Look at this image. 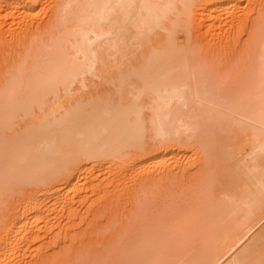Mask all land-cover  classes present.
<instances>
[{
    "label": "bare ground",
    "instance_id": "bare-ground-1",
    "mask_svg": "<svg viewBox=\"0 0 264 264\" xmlns=\"http://www.w3.org/2000/svg\"><path fill=\"white\" fill-rule=\"evenodd\" d=\"M1 1L0 19L12 21H1L4 31L25 25L32 37L0 71V202L11 199L0 211V264H30L37 246L81 240L99 220L114 228V213H104L127 198L129 220L111 231L114 253L102 264H264V11L254 53L226 83L196 56L195 41L210 33L204 42L217 50L236 25L233 38L222 36L234 40L246 17L236 0ZM44 1L52 16L34 24L28 14ZM189 150L200 154L196 170L184 163ZM119 178L134 187L118 184L121 204ZM148 186L172 210L183 194L205 197L204 205L193 210L191 196L173 221H150L154 200L139 197ZM91 197L92 206L106 199L103 213L89 209Z\"/></svg>",
    "mask_w": 264,
    "mask_h": 264
},
{
    "label": "rangeland",
    "instance_id": "rangeland-1",
    "mask_svg": "<svg viewBox=\"0 0 264 264\" xmlns=\"http://www.w3.org/2000/svg\"><path fill=\"white\" fill-rule=\"evenodd\" d=\"M1 1V0H0ZM43 1V0H42ZM246 0H236V2H240L241 4H239V5H243V6H241V7H243V8H245V9H242V10H240L241 9V7L238 9V7L237 8H235L236 9V11H235V13L237 12V9H238V12H240V13H242L243 11H244V14H243V17H245V18H243V20L245 19V21H240L241 23L239 24L238 23V25L240 26V28H238V31H236V32H238V33H236V35L234 36V40L232 39V41L231 42H229V40H231V38H233V35H234V33H233V30L235 31V27H236V25L233 27L234 29H232L231 30V34H226V32L223 34V35H221L220 36V38H221V46H220V48H221V50H220V48H217V50L214 48L213 49V47L211 46V45H214V43H212V42H214V41H211L210 40V42L208 41V40H205V41H207V43L206 42H204V39L206 38H211V34L209 33V35H208V37L205 35V37L204 36H202V37H200L199 38V36H196V35H199L200 34V32H199V29H194V31H196V32H198V33H196V32H194L195 33V36L197 37V41H195V48L197 49H195L194 50V53H196V56L197 57H199V55H200V57H199V59H203L204 60V63H207L206 65H207V67L209 66L210 68H212V69H215V70H217V73L219 72V74H217L218 75V78L220 77L221 78V76H222V80H223V82H225L226 81V83L227 82H230V80L231 81H233L234 79H236V73H234L233 74V72L234 71H236L235 69H236V67H239V68H241V64H243V63H245L244 61H247L250 57H251V55L254 53V50L252 51L251 49H250V46H252V47H254L255 46V44H254V42L255 41H252V39H256L257 38V36H255V37H253L254 35H253V33L255 32V31H253L254 29H255V25L257 24V20H259V18H260V15L262 16V14H261V12H263L264 11V0H250L249 1V3L247 4V1L245 2ZM261 1V2H260ZM47 2V3H46ZM44 1V2H37L35 5L37 6L36 8H38V9H34V11H33V13L30 11V13L28 14V16L29 17H27V18H29V20L31 19V21L33 22V19L32 18H34V24H36L37 22L36 21H38V22H40V21H42L43 22V20L44 21H47V20H49L50 18H51V16H52V10H51V5L50 4H48V1ZM245 2V4H243ZM0 3H2V1L0 2ZM262 3V4H261ZM38 4V5H37ZM41 4H43V5H41ZM44 4H46V5H44ZM47 5H49V6H47ZM239 5H237V6H239ZM247 5V6H246ZM45 6H47V7H45ZM251 7V8H250ZM49 8V9H48ZM234 9V10H235ZM248 9H249V11H248ZM36 10V11H35ZM240 10V11H239ZM0 11H2V12H0L1 14L2 13H6V11L3 9H0ZM35 12H39L38 13V17H35L34 15H37V13H35ZM41 12V13H40ZM3 14V15H4ZM18 14H21V13H18ZM33 14V15H32ZM246 14V15H245ZM30 15H32L31 16V18H30ZM2 16V15H1ZM5 17V16H4ZM249 17V18H248ZM257 17V18H256ZM18 19H19V17H17ZM17 18H15V19H17ZM35 18L37 19L36 21H35ZM40 18V19H39ZM4 19H6V18H4ZM3 18L2 19H0V41L2 42V44H1V42H0V50H1V52H0V71H3V70H1L2 69V67H3V65L6 63V65L7 64H9L10 62H11V52H13V51H17V50H20L21 49V41L22 42H24L25 40H27V38L29 37V35H30V37H32L31 35H32V32H31V27H29V32L27 31V29H25V25L24 26H20V24H19V26L20 27H22V29L21 28H18L19 26H18V24H16V23H14V24H16L17 26V28L15 29V28H13V26L11 27V29L13 28V30L11 31V29H8L7 28V26L9 27V25H7V23H10V21H11V19H10V21H9V19L7 20V21H9V22H7L6 20H4ZM43 19V20H42ZM248 19V20H247ZM255 19H256V21H255ZM5 22H7V23H5ZM12 20H13V18H12ZM29 20L27 21V22H29ZM1 21H3L4 22V24L5 25H7L6 26V30L4 31V29H5V25L1 22ZM12 22V21H11ZM26 22V23H27ZM36 22V23H35ZM243 22V23H242ZM30 23V22H29ZM255 24V25H254ZM2 25V26H1ZM4 25V26H3ZM242 26V27H241ZM2 27V28H1ZM24 27V28H23ZM251 28V29H250ZM3 29V30H2ZM8 29V30H7ZM23 29H25V31L23 30ZM243 29V30H242ZM23 30V31H22ZM18 31V32H17ZM32 31H35V30H32ZM8 32V33H7ZM20 32H22V33H20ZM36 32V31H35ZM201 34L203 35V34H205V33H203V32H205V29L204 28H202L201 29ZM230 31H228L227 33H229ZM6 33V34H5ZM10 33V34H9ZM12 33V34H11ZM16 34V36L17 35H20V36H17V38H16V36H15V34ZM19 33V34H18ZM221 33H223V32H221ZM5 37V38H3L4 39V41H3V39H2V35ZM206 34H207V32H206ZM7 35H9V36H7ZM227 35H230V37L231 38H229V39H227V41L225 40V41H222V39H223V37L225 36L226 38H228V36ZM7 36V37H6ZM12 36H13V38H12ZM25 36L27 37V38H25ZM201 36V35H200ZM223 36V37H222ZM237 36V37H236ZM253 38H252V37ZM19 37H20V39H19ZM22 37V38H21ZM203 37H204V39H203ZM224 37V38H225ZM12 38V39H11ZM219 38V39H220ZM200 39V40H199ZM11 40V41H10ZM17 40V41H16ZM18 40H19V42H18ZM224 40V39H223ZM16 41V42H15ZM200 41H202V42H200ZM10 42V43H9ZM18 42V43H17ZM196 42H197V44H196ZM198 42H199V44H198ZM203 42H204V45H203ZM224 42H225V45H227L228 44V46L226 47L225 45V47H223V44H224ZM226 42H228L227 44H226ZM235 42V43H234ZM252 42H253V44H252ZM12 44V47H11V45L9 46V44ZM202 43V44H201ZM206 43V44H205ZM14 44H16V45H14ZM19 44V45H18ZM209 44H210V46H209ZM230 44H231V46H230ZM251 44V45H250ZM7 45V46H6ZM199 45H200V47H199ZM208 46V47H207ZM13 47H15V48H13ZM207 47V48H206ZM229 47L231 48V49H229ZM251 47V48H252ZM2 48H5V49H2ZM8 48H10V49H8ZM17 48V49H16ZM19 48V49H18ZM210 48H212L211 50H210ZM225 48V49H224ZM233 48H235V49H233ZM12 49H13V51H12ZM200 49V50H199ZM224 49V50H223ZM242 49V50H241ZM252 49H254V48H252ZM5 50V51H4ZM215 50H216V52H215ZM219 50V51H218ZM227 50H229V51H227ZM8 51V53H5V52H7ZM11 51V52H10ZM196 51V52H195ZM213 51H214V54H213ZM220 51H221V53H220ZM2 52H4V53H2ZM200 52V53H199ZM217 52L220 54H217ZM248 52V55L246 54ZM253 52V53H252ZM2 53V54H1ZM224 53V54H223ZM231 53V54H230ZM236 54V55H235ZM241 54H243L242 56H241ZM224 55V56H223ZM226 55V56H225ZM219 56H221V57H219ZM6 57H8V58H6ZM232 57V58H231ZM233 57H234V59H233ZM237 57V58H236ZM246 57V58H245ZM248 57V58H247ZM4 60H3V59ZM226 58V59H225ZM228 58V59H227ZM8 59H10V60H8ZM233 59V60H232ZM238 59V60H237ZM8 60V61H7ZM237 61V62H235V61ZM5 61V62H4ZM13 61V60H12ZM228 61V62H227ZM233 61V62H232ZM227 62V63H226ZM232 62V63H231ZM236 64H235V63ZM243 62V63H242ZM231 63V64H230ZM3 64V65H2ZM228 64H229V67H228ZM241 65V66H240ZM5 66V65H4ZM230 67H232V68H230ZM229 68V69H228ZM239 68H238V70H239ZM226 69H227V75L225 74L226 73ZM232 69H233V72H231L232 71ZM230 70V71H229ZM223 71V72H222ZM228 73H229V75H228ZM1 74V73H0ZM232 74V75H231ZM220 75V76H219ZM225 75V78L223 79V76ZM231 76H233L232 78H231ZM221 80V79H220ZM228 80V81H227ZM193 150V149H192ZM191 150V151H192ZM188 151V150H187ZM190 151V150H189ZM191 151H190V155H189V153L187 154V152H186V154L187 155H189L190 157H188L185 161H184V163H186L187 162V160H188V163H186L187 165L188 164H190V166H192L193 167V169H195V167H196V169H197V167L199 168V163H198V161L200 160V154H198V155H193V153H191ZM192 155V156H191ZM185 157H187L186 155H185ZM190 161H191V163H190ZM197 162V163H196ZM200 162V161H199ZM196 163V164H195ZM201 163V162H200ZM185 164V165H186ZM196 165V166H195ZM189 165H188V167H190ZM195 166V167H194ZM192 167H191V169H192ZM192 169V170H193ZM195 169V170H196ZM103 172H106V170L105 171H103ZM107 173V172H106ZM105 173V174H106ZM104 174V175H105ZM106 176H108V177H111L109 174L107 175L106 174ZM182 179L184 180V177L182 178V177H180V180L182 181ZM117 182L115 183H113V184H117L116 186H115V188H114V190L116 189V187H117V189L115 190L116 191V193H117V190H118V188L120 189V191L118 192V195L119 194H121L122 195V190H121V188H120V185L122 184V185H124L123 184V182L124 183H127L124 179H121V178H119V179H117L116 180ZM120 181V182H119ZM186 181V180H185ZM122 182V183H121ZM120 183V185L118 186V184ZM182 183H185L184 185L185 186H187L186 185V183H187V181L186 182H184V181H182ZM130 184V183H129ZM125 185H127V184H125ZM125 185L124 186H122V187H124V188H126V190H125V192L128 190V193H129V191H130V189H132L133 190V188L134 187H131L132 185H133V183H131L130 185H127L128 186V188L127 187H125ZM135 185V184H134ZM190 185V184H189ZM156 186V185H155ZM155 186H148V187H146L145 188V193H146V196H145V194H144V192H139L140 194H141V196H139V197H144L145 199H146V201L147 200H149L150 198L149 197H151V199L149 200V201H152V200H154V203H155V201L157 202V204L155 203H151L150 202V205H151V208H150V206H148L149 207V210L150 209H154L153 210V212L155 213H153L152 212V210H150V212H148V214H149V217H148V220H150V221H152V220H156V218H161V219H163V217H164V219L166 218V219H170L171 220V217H173L172 218V221L174 220V218H176V217H178V215H175V214H178L177 212H179L176 208H181V207H183V206H185L186 205V200H188V198L190 197L191 198V196H189L190 194H187V195H185V194H183V196H184V198H183V196L181 197L180 195H177V196H179V197H177V198H179L177 201H179L180 202V204H181V206H179V204H178V206H176L175 207V204L177 203H175L174 205H172L173 206V210H172V207L171 208H168V206H171V204H170V202H171V199L169 198H166L167 199V201H169L170 200V202H169V204L166 206V207H164V203H167V201H166V199H165V202L163 201V199H161V198H163V195H162V193H160L162 196L161 197H159V194H158V190L159 189H157V187L155 188ZM185 186H183V184H182V186L180 185L179 187H177L178 189H176L175 188V190L177 191V190H182ZM113 187V186H112ZM149 187H151V188H155L156 189V192H155V190H154V188H153V190H154V192H152L151 190L152 189H150ZM171 187H172V185H171ZM180 187H183L182 189L180 188ZM189 187V186H188ZM130 188V189H129ZM147 188H149L150 189V191H151V193H150V191L147 189ZM110 189V188H109ZM108 189V190H109ZM185 189H187V187L185 188ZM111 190V189H110ZM113 190V189H112ZM114 190L113 191H111L110 193H112V194H110L111 196H115L116 195V193L114 192ZM147 190H148V193H147ZM175 190H173V192H176ZM183 191V190H182ZM121 192V193H120ZM124 192V191H123ZM169 191H167V193H168ZM171 192V191H170ZM178 192H180V191H177V193ZM189 192V191H188ZM104 193V192H103ZM108 194H109V191L107 192ZM156 193H157V197H156ZM165 194H166V191L164 192ZM163 193V194H164ZM181 193V192H180ZM179 193V194H180ZM186 193V192H185ZM190 193H191V191H190ZM99 194H101V193H99ZM98 194V195H99ZM105 194V193H104ZM124 194V193H123ZM148 194V195H147ZM169 194V193H168ZM167 194V195H168ZM92 195V194H91ZM103 195V194H102ZM101 195V196H102ZM153 195V196H152ZM93 196H95V197H99V196H96V194H93ZM105 196V195H104ZM106 196H107V194H106ZM109 196V195H108ZM107 196V197H108ZM172 196H174V195H171V198H173ZM176 196V195H175ZM174 196V197H175ZM188 196V197H187ZM118 197V196H117ZM138 197V198H139ZM154 197V198H153ZM165 197H167V196H165ZM164 197V198H165ZM192 197H194V198H192V199H190L189 198V201H187L188 203V205L190 204V203H192V201H193V199H194V203H192V204H190L191 206H192V208H193V210H195V209H197V208H201V206H203L204 204H202V203H200L201 201L203 202V199L205 198H203V196H200L199 198L201 199H197L198 197H196V196H192ZM92 198V197H91ZM94 198V197H93ZM90 199V202L88 201V205H89V203H91V202H93V200H94V202H95V199ZM100 198V197H99ZM103 198H105V197H103ZM109 198H110V196H109ZM116 198V197H115ZM115 198H114V200H113V198H111V200H109L110 201V207H111V203H113V202H115L116 200H115ZM137 198V199H138ZM149 198V199H148ZM157 198V199H156ZM216 198V197H215ZM118 199L120 200V204H121V201L123 202V200L125 199V196L123 197V199H122V196H121V199H120V195H119V197H118ZM117 199V200H118ZM128 199V198H127ZM127 199H126V201H127ZM140 199L141 198H139V201H140ZM145 199H143L144 201H145ZM156 199V200H155ZM161 199L162 200V204L160 203V201L159 200ZM175 201H176V198H173ZM172 199V200H173ZM197 199V200H196ZM11 199L10 198H8V200L5 202V201H3V202H5L4 203V205H3V202L1 203L2 205H0V211L1 212H3L2 211V209L4 208L5 209V206H6V209H8L9 208V205H10V201ZM96 200H97V198H96ZM106 199H104V201H99V202H104L103 204H102V206L100 205V204H98L97 203V201H96V203H97V205L99 206H92L91 204V206H92V208H94V209H91V207H90V205H89V209L92 211H94L96 214H98L99 215V213L98 212H104V211H102L103 210V206H106V204H107V202L105 201ZM130 200V199H129ZM128 200V201H129ZM181 200V201H180ZM190 200H191V202H190ZM107 201H108V199H107ZM125 200H124V202L122 203V205H127L126 207H125V205L124 206H122L123 208L121 209V206H118L119 204L117 203V202H115L116 203V205L118 206V208H119V211H117V207L116 208H114V209H112V208H110V210L112 209L113 211H110V210H108L107 212L105 211V215L106 214H108V216L110 215V213L112 214V213H114V214H112V215H110V217H108L110 220H112V223H113V225L112 226H114V228L112 227H110V224L109 223H107V225H105L104 224V221H106L107 219H105V218H107V217H104L105 215H102V214H100V215H102V217H103V219L104 220H102V217L100 218L102 221L101 222H103V224L104 225H101L100 224V220H99V223H98V228L96 229V227L94 226V228L96 229V231L98 232H96V233H93L92 235H90L92 232H91V229L90 228H92V226H90L89 228H87V230L89 229V234H87V236L86 235H84L83 233H81V234H83V235H81V234H79L80 233V231H79V233L78 234H75V236L77 237V236H79V235H81L78 239H81V240H77V239H75V240H77V242L75 241V240H73V241H70V239H66L65 238V242H66V244H68V245H65L63 242L64 241H62V242H60L59 241V239H58V241L60 242H53V243H51V247L50 248H47V249H49V250H47L48 251V253H47V251H45V248L42 246L41 248H40V246H39V248H38V246H37V249H41L40 250V257H37V255L39 256V250L35 253V252H33L35 255H34V258L36 259H38V258H40L39 260H41V261H39L38 260V263L39 262H42L41 264H68V262H69V264H81V263H83V264H89V263H91V264H100L101 262L103 263L104 262V260H107V258L108 259H110V255H108V253L110 252H112V253H114L113 251L114 250H112L111 249V247L112 248H114L115 249V245H114V243L113 244H111L109 241L111 240L112 242H114V239H115V236H116V233H115V231L120 227V223L122 222V223H127V219L129 220V218H127L126 216H128L126 213H131V210L129 211V206H130V203L128 202H126ZM145 201V203H147L148 204V201L146 202ZM199 203H198V202ZM205 201V200H204ZM9 202V203H8ZM106 202V203H105ZM136 202H138L137 200H136ZM159 202V203H158ZM173 202L174 201H172V204H173ZM178 202V203H179ZM195 202H197V203H195ZM109 203V202H108ZM115 203H114V205H112V207H115ZM127 203V204H126ZM204 203V202H203ZM206 203V202H205ZM128 204H129V206H128ZM87 205V204H86ZM88 205H87V207H88ZM109 205V204H108ZM157 205H158V207H157ZM161 205V206H160ZM198 205H200V207H198ZM190 206V207H191ZM100 207H101V209H100ZM154 207H156V209L154 208ZM161 207H163L162 209H161ZM96 208H99V211H98V209H96ZM104 208H106V207H104ZM175 208V209H174ZM3 209V210H4ZM5 209V210H6ZM108 209H109V206H108ZM121 209V210H120ZM167 209V210H166ZM104 210H106V209H104ZM116 210V212H114ZM128 210V211H127ZM159 210V211H158ZM171 210V211H170ZM172 211H174V212H172ZM1 212H0V214H1ZM152 212V213H151ZM157 212H158V214H157ZM161 212V213H160ZM169 212H170V214H169ZM116 213H117V216H116ZM121 213V214H120ZM173 215H172V214ZM151 214H153V215H151ZM114 215V216H113ZM156 215V216H155ZM169 215V216H168ZM172 215V216H171ZM176 217H175V216ZM111 216H113V217H111ZM120 216V217H119ZM132 216H133V214H132ZM114 217H116L117 219H114ZM123 217V218H122ZM152 217V218H151ZM169 217V218H168ZM151 218V219H150ZM97 219V218H96ZM117 220V222H115ZM118 220H121V221H118ZM175 221H178V220H175ZM98 222V221H97ZM107 222V221H106ZM115 222V223H114ZM85 225V224H84ZM90 225H92V224H90ZM85 226H87V225H85ZM84 226V227H85ZM99 226H101V227H103V230L104 231H102V228L101 227H99ZM105 226V227H104ZM108 226V227H107ZM83 227V228H84ZM86 228V227H85ZM109 228V229H108ZM110 228H111V230H110ZM82 228H80V230H81ZM95 229H93V230H95ZM107 229H108V233H106V231H107ZM113 229V230H112ZM124 229V227L122 226V230ZM86 230V231H87ZM106 230V231H105ZM120 230V229H119ZM82 231H83V229H82ZM85 231V230H84ZM86 231H85V233H86ZM102 231V232H101ZM114 233V235L115 236H113V238H110L111 237V233L112 232ZM76 232V231H75ZM78 232V231H77ZM95 232V231H94ZM110 232V233H109ZM120 231H117V234L119 233ZM124 232H125V229H124ZM73 233H74V231H73ZM104 233H106V234H104ZM121 233V232H120ZM119 233V234H120ZM117 235L118 236V240L120 239V238H122V236L123 235H121V237H120V235ZM122 234V233H121ZM71 235L72 236H74V234H72L71 233ZM71 235H68V238L69 237H71V238H73ZM75 237V238H76ZM87 238V239H86ZM74 239V238H73ZM88 239H90V240H88ZM105 239V240H104ZM116 239V240H117ZM86 240H87V242H86ZM117 240V241H118ZM121 240V239H120ZM119 240V241H120ZM82 241V242H81ZM99 241V242H98ZM106 241H108L107 242V244H105L106 243ZM118 241V242H119ZM71 242H73V243H71ZM95 242H97L98 243V245H97V243H95ZM101 242V243H100ZM62 243V246L60 245L59 246V244H61ZM80 243H83V244H80ZM116 243V242H115ZM52 244H55V245H52ZM58 244V245H57ZM64 244V245H63ZM96 244V245H95ZM103 244H105V246L103 245ZM109 244H110V246H109ZM114 245V246H113ZM56 246H58L59 248H57ZM65 246V247H64ZM109 246V247H108ZM53 247V248H52ZM56 249H55V248ZM106 248V249H105ZM109 249V251L107 252V250ZM45 251L44 253L42 252L43 250ZM105 249V250H104ZM51 250V251H50ZM111 250V251H110ZM190 250V249H189ZM194 250H195V248H192L190 251H189V253H188V256L190 255V254H192L193 252H194ZM33 251H36V249H34ZM105 251H106V253H105ZM105 253V254H102V253ZM43 253V254H42ZM101 253V255H99ZM46 254V255H45ZM43 255V256H42ZM103 255H105V256H103ZM112 255V254H111ZM41 256H42V258H41ZM109 256V257H108ZM99 257L103 260H101V262H100V260H99ZM34 259V260H35ZM32 261L30 264H33L35 261ZM37 261V260H36ZM87 261V262H86ZM89 261V262H88ZM107 261H109V260H107ZM99 262V263H98ZM35 263H37V262H35ZM37 263V264H38ZM101 263V264H102ZM40 264V263H39Z\"/></svg>",
    "mask_w": 264,
    "mask_h": 264
}]
</instances>
